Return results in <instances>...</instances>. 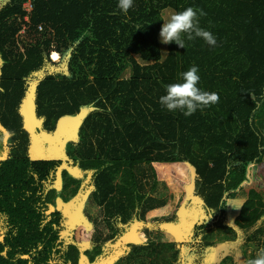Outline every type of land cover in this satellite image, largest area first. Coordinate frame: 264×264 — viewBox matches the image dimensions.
I'll return each instance as SVG.
<instances>
[{"label":"trees","instance_id":"obj_1","mask_svg":"<svg viewBox=\"0 0 264 264\" xmlns=\"http://www.w3.org/2000/svg\"><path fill=\"white\" fill-rule=\"evenodd\" d=\"M0 3V264H110L121 255L117 264H204L212 249L246 264V246L264 244V174L250 170L264 164V0H133L127 14L118 0ZM189 6L206 13L200 26L217 45L196 38L164 54L162 12ZM52 51L63 56L53 69ZM193 65L197 86L219 101L189 117L162 108L164 86ZM31 92L42 133L89 109L66 142L70 165L87 178L81 189L63 169L69 161L30 156L23 108ZM174 163L191 170V196L211 218L191 240L159 242L145 224L166 204L154 166ZM59 190L64 201L78 195L67 212ZM85 198L100 207L90 247L76 236ZM240 198L231 215L229 202ZM137 231L146 240L127 244Z\"/></svg>","mask_w":264,"mask_h":264},{"label":"rangeland","instance_id":"obj_2","mask_svg":"<svg viewBox=\"0 0 264 264\" xmlns=\"http://www.w3.org/2000/svg\"><path fill=\"white\" fill-rule=\"evenodd\" d=\"M2 3H0V7ZM27 8L30 7V3L26 4ZM176 12L172 8H167L162 12V16L164 21L172 14ZM22 32H25L22 31ZM161 42V39H160ZM162 51L164 54L167 52V44L161 42ZM53 52V60L54 63H50V68L59 67L60 63L63 60V56H60L58 52ZM42 75L34 76L32 79V88L35 90L37 82L42 79ZM35 92H31L29 98L26 100V103L23 108L26 127L29 128L32 135V146L30 156L33 158H43V157H61L65 161H69L67 164L63 165V169L67 170L69 175L76 178L82 179L83 187L87 178L79 171L77 168H73L69 160V156L66 149V142L68 141H76V133L83 119L87 115L88 110H83L78 117L74 118H65L62 120L58 126L56 132L48 133L40 131L42 127V120L37 118L35 101H34ZM91 110V108H90ZM41 132V134H40ZM178 164H165L163 167L154 166L158 180L160 181L159 185V196L166 200V204L163 207L151 210L148 212L145 224L150 229L151 237L153 239H157L164 242L174 241V240H191L195 237L196 233L205 223L209 222L210 212L200 200L199 198L191 196V187L193 182V176L191 170H187L185 173V168L179 169ZM251 174L257 175L258 171L261 175L264 174V164L259 167L252 166ZM264 177V175H263ZM65 180L61 176V172L59 175L58 183L56 184V188L62 189L64 187ZM76 185L71 183L70 188H74ZM62 194V195H61ZM63 190H59L57 205L61 210L65 212L71 208L78 195L72 196L68 201H64ZM91 197V192L87 195V197ZM245 197V196H244ZM240 199L232 200L229 202V208L231 215L236 214L239 211L240 206H242L243 201ZM100 215V207L97 203L91 201L90 198H85L78 209H76L77 216V226H76V236L78 243L83 246L90 247L93 245V236L94 230H96V219L99 218ZM193 215V216H192ZM101 219H99L100 221ZM168 222L167 227H162L160 223ZM101 228L104 229V233H108L110 228L105 226V223L102 222ZM160 237V239H159ZM147 234L144 231H137L136 237L131 238L129 241H143L146 240ZM129 248L131 245L128 246ZM244 247V246H243ZM242 247V248H243ZM231 249V248H229ZM245 255L247 259L253 258L256 252L259 249L254 248H245ZM233 251H236V247L232 248ZM254 250V251H252ZM241 251V249H240ZM256 251V252H255ZM217 251L212 249L206 252V259L204 264H234L233 257L231 256V252L227 251V261L223 262L224 259L220 260L218 258ZM225 255V256H226ZM117 257L110 264H117V262L123 263L125 262V258ZM220 257V256H219ZM193 264L194 260L189 261ZM218 263V264H219Z\"/></svg>","mask_w":264,"mask_h":264},{"label":"clouds","instance_id":"obj_3","mask_svg":"<svg viewBox=\"0 0 264 264\" xmlns=\"http://www.w3.org/2000/svg\"><path fill=\"white\" fill-rule=\"evenodd\" d=\"M117 7L123 14H127L133 7V0H118ZM204 15L206 13L202 9L191 6L172 13L161 26V42L175 43L180 48H185V40L199 38L207 45L215 47L216 37L211 31L200 26L199 17ZM198 73V66L193 65L179 74L177 82L165 85L166 94L159 98L161 107L170 112L180 111L185 117H189L197 110L216 104L219 101L216 92L205 91L197 86L200 81ZM246 264H264V248H260L254 258L247 259Z\"/></svg>","mask_w":264,"mask_h":264},{"label":"crops","instance_id":"obj_4","mask_svg":"<svg viewBox=\"0 0 264 264\" xmlns=\"http://www.w3.org/2000/svg\"><path fill=\"white\" fill-rule=\"evenodd\" d=\"M174 164H183V163H174ZM169 165H170V164H169ZM183 165L186 166L185 164H183ZM187 170H188V168H187ZM187 170H186V172H187ZM246 248L260 249V248H264V244H262L261 247H258V246H256V245H253V246L249 245V246H246ZM252 251H254V250H252ZM255 252H256V251H255Z\"/></svg>","mask_w":264,"mask_h":264},{"label":"built area","instance_id":"obj_5","mask_svg":"<svg viewBox=\"0 0 264 264\" xmlns=\"http://www.w3.org/2000/svg\"><path fill=\"white\" fill-rule=\"evenodd\" d=\"M30 7H31V8H27L29 12L32 11V4H31V3H30ZM27 20H29V18H27Z\"/></svg>","mask_w":264,"mask_h":264}]
</instances>
